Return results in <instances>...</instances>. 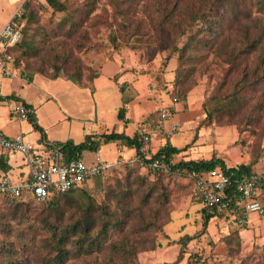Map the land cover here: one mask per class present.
<instances>
[{"label":"rangeland","instance_id":"rangeland-1","mask_svg":"<svg viewBox=\"0 0 264 264\" xmlns=\"http://www.w3.org/2000/svg\"><path fill=\"white\" fill-rule=\"evenodd\" d=\"M15 1L0 0V24ZM24 1L14 3L18 13ZM60 1L63 11L31 0L28 19L20 21L27 54L17 49L13 78L0 73L1 93L13 90L33 107L51 144L112 130L150 141L144 158L120 142H102L98 151L109 168L51 202L0 195V263L51 264L49 223L85 218L98 243L71 252L63 264H264V215L251 213L241 226L221 212L204 225L207 211L188 174L144 162L169 142L183 149L173 163L215 157L264 175V57L256 47L264 43V0ZM198 33L195 44L190 37ZM55 65L58 78L50 79ZM77 72L88 88L67 79ZM234 96L241 99L235 110L208 117L205 105ZM11 104L0 99V120ZM20 121L21 133L40 140L28 120ZM14 159L13 180L26 171L20 154Z\"/></svg>","mask_w":264,"mask_h":264},{"label":"built area","instance_id":"built-area-1","mask_svg":"<svg viewBox=\"0 0 264 264\" xmlns=\"http://www.w3.org/2000/svg\"><path fill=\"white\" fill-rule=\"evenodd\" d=\"M21 39V28L12 18L1 26L0 73L4 77L15 76L10 49L20 43ZM15 111L20 120H28L33 110L19 102ZM177 129L178 125L173 124L170 132H176ZM149 141L150 137L144 135L140 149L142 154ZM16 153L20 154L21 165L26 167V171L18 170L13 180L11 168ZM90 156H93V161L87 164L86 159ZM144 162L152 170L169 169L163 158ZM170 164H173L172 160ZM109 166L110 163L101 157L98 150L84 151L78 157L67 159L58 145L44 139L34 142L24 133L8 135L0 130V195L10 199L26 197L25 193L28 192L27 197L44 201L53 194L66 192L81 185L94 175L107 170ZM181 171L175 170L178 173ZM188 176L192 180L193 195L205 209L215 213L230 212L241 226L248 223V215L251 213L264 215V175L237 176L232 170L215 167L204 171L191 170ZM231 195L235 197L233 204Z\"/></svg>","mask_w":264,"mask_h":264},{"label":"trees","instance_id":"trees-1","mask_svg":"<svg viewBox=\"0 0 264 264\" xmlns=\"http://www.w3.org/2000/svg\"><path fill=\"white\" fill-rule=\"evenodd\" d=\"M46 3L51 6L54 10L57 11H63L65 10V4L60 1V0H45ZM31 0H26L22 3L21 5V13H16L13 17L12 20L15 22V24L17 26H19L21 28V31L23 33V26L20 25V21L21 18H26L28 19L27 15H26V9H28L29 6H31ZM202 32L205 31V29H200ZM192 42H194L195 44H198V42L201 40V36L199 35V33L196 35V37L192 38L190 37ZM23 40L20 41V43L14 45L10 51L13 55V63L15 61V59L18 57L17 55V49H19V47H23V50H21L22 54H27V52L24 49L23 44ZM261 41L258 40L256 47H260L262 50V56L264 57V43H260ZM184 48V47H183ZM184 50V49H182ZM181 52V51H180ZM16 53V56H15ZM179 58H182V53H180ZM14 66V64H13ZM15 67V66H14ZM54 73L52 74L51 77H49L50 79H56L58 78V73H59V67L57 65H55L54 67ZM253 75H256L255 73ZM264 76V74H262ZM95 77V76H94ZM67 79L73 81L78 87H84V88H88V86H86V84L82 83L81 79V75L79 72L76 73V75H74V77H68ZM245 79V78H244ZM29 81L32 80V78L30 77L28 79ZM246 81V80H244ZM252 81H249V83ZM257 83V81H254V85ZM125 90V83H122L119 91L121 92L122 96ZM0 99L2 100H6V99H18L15 95H8L5 97H1ZM241 102V99L239 98V96H234L232 98H228L227 100L223 101L221 100L219 97L217 98V100H215L214 102V107H208L207 105H205L206 107V112L208 117L211 119L214 116V113H221L224 111L227 112H232L233 110H235L234 106L239 105ZM127 103L126 99H122V105L118 108V112H117V119L121 120L124 118V112H125V108L124 105ZM24 105L31 107L30 104L23 102ZM28 121L29 123H31L33 130L39 131L40 132V140L44 139L45 140V135H44V130L43 128L38 124L37 122V118L35 116L34 111H32V113L29 114L28 117ZM143 136L144 134H133L132 136H129L127 134H125L123 131L121 132H117V131H110V132H104L101 134L98 133H89L86 134L84 136V139L81 142L78 143H74L71 140H66L64 142L61 143H56L55 145H58L61 147V151L64 153V156L68 159V158H74V157H78L81 155L82 152L84 151H96L98 150L99 146L101 145L102 142L106 143V142H112V141H117L120 142L122 145L128 147V148H132L136 151V153L141 154V147L143 145ZM183 149L179 148L175 145H172L169 142H166V144H164L161 148H159L153 155H149V157H145V161H149L155 158H163L166 160V163L168 164L169 169H172L173 171H175L176 169H181L182 171L188 172L191 170H197V171H204V170H209L215 167H223V168H227L229 170H232L235 172V174L237 176H241V175H250V174H256L255 172L251 171V169L248 166L245 165H237V166H225L224 162L221 159L215 158V157H211L210 159H199V160H187V161H179L177 163H173L170 164V160H172V156L181 152ZM143 156V154H142ZM144 158V156H143ZM160 170H166V169H159V170H155V171H160ZM106 171V170H105ZM103 172L94 175L93 177H91L89 180L85 181L84 183H82L79 186H76L72 189H70L69 191L66 192H61V193H56L51 195L48 199L44 200V201H35L33 198L30 197H19L17 199H10L13 200L15 202H27V201H33L35 203H47V202H51L54 199H56L58 196L63 195V194H68V193H72L76 190L81 189L88 181H90L91 179H94L98 176H100L101 174H103ZM191 180V179H190ZM192 183V180H191ZM263 186H264V179H263ZM5 197V196H4ZM7 198V197H6ZM235 202V197H233L231 195V203L233 204ZM206 214L204 215V221L203 224L206 225L207 222L209 221V219L218 214L212 211H209L206 209ZM112 225L111 223H109L108 226ZM49 227L52 229V234H53V244H52V250L54 252V255L50 256L51 259V264H63L64 261L67 259L68 255L71 252H87L93 249V247L95 246L96 243H98V239L97 237H95V235H91V225L87 223L86 219L84 218L82 221H76L74 223H67L66 225L62 226V227H58L56 224H52L49 223ZM105 229V228H104ZM75 236V245H72L70 247H67L66 244L67 242H69V240ZM187 240V238H185ZM11 261H6L5 263H0V264H10Z\"/></svg>","mask_w":264,"mask_h":264},{"label":"crops","instance_id":"crops-1","mask_svg":"<svg viewBox=\"0 0 264 264\" xmlns=\"http://www.w3.org/2000/svg\"><path fill=\"white\" fill-rule=\"evenodd\" d=\"M16 1H22V0H16ZM15 2H13L10 5V8L6 14L7 20L5 22H3L2 24H0V28L4 23H6L8 20H10L17 13V9H18L17 7L18 6L16 8H13V5ZM14 68L15 67H13V70H14ZM13 72L15 73V71H13ZM2 87H3V84H2V82H0V96L1 97H5L8 95H15L18 99H6L7 101H14V105H12V104L9 105L6 118L3 120H0V130L4 133L8 134V135H15V134L21 133L20 131L22 129L23 121H20V119L18 118V115L15 111V106H16V103H19V102L23 103L26 101L23 98H21V96H19L13 90H12L13 92L11 91V92H6L5 94H2L1 93ZM26 103H28V102H26ZM31 108L34 111L32 106H31ZM12 118L15 119L16 121H12ZM31 127H32V125H31ZM45 140H46V138H45ZM11 166H12V164H11ZM9 167H10V165H9Z\"/></svg>","mask_w":264,"mask_h":264}]
</instances>
